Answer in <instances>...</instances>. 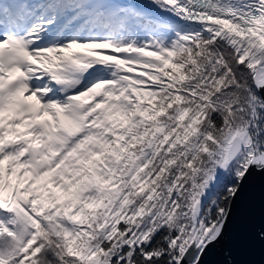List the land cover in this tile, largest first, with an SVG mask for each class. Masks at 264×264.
<instances>
[{
  "label": "snow or ice",
  "instance_id": "1",
  "mask_svg": "<svg viewBox=\"0 0 264 264\" xmlns=\"http://www.w3.org/2000/svg\"><path fill=\"white\" fill-rule=\"evenodd\" d=\"M255 177L264 0H0V264H203Z\"/></svg>",
  "mask_w": 264,
  "mask_h": 264
},
{
  "label": "water",
  "instance_id": "2",
  "mask_svg": "<svg viewBox=\"0 0 264 264\" xmlns=\"http://www.w3.org/2000/svg\"><path fill=\"white\" fill-rule=\"evenodd\" d=\"M264 179L255 177L233 204L225 239L209 249L203 264H264Z\"/></svg>",
  "mask_w": 264,
  "mask_h": 264
}]
</instances>
